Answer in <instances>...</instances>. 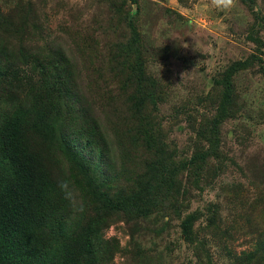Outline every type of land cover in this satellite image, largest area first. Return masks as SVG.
<instances>
[{
	"label": "rangeland",
	"instance_id": "obj_1",
	"mask_svg": "<svg viewBox=\"0 0 264 264\" xmlns=\"http://www.w3.org/2000/svg\"><path fill=\"white\" fill-rule=\"evenodd\" d=\"M0 6L19 19L14 30L24 36L20 44L33 45L42 64L52 60L54 49L63 50L75 91L96 119V138L104 137L118 164L123 145L145 153L140 131L146 128L166 143L179 164L189 159L205 145L203 122L220 91L215 80L233 63L249 62L231 71L238 111L220 130L222 161L200 166L203 173L196 175L178 173L188 190L181 218L172 216L159 238L148 232L131 238L132 227L124 222L107 228L104 237L116 238L123 252L113 264H198L178 227L184 216L197 213L195 230L209 241L213 263L229 264L221 256L225 247L237 255L252 250L264 231V47L257 52L249 39L254 22L249 7L240 0L229 11L217 9L212 0H0ZM259 7L264 11V3ZM124 10L134 31L121 19ZM259 31L264 45V27ZM134 39L137 49L129 50ZM253 56L262 67L252 64ZM139 57L148 81L141 93L151 98L132 114L130 99L138 90L126 85V69ZM31 64L28 86L36 89L39 75ZM129 165L139 166L135 159ZM207 210L219 211L216 230L206 227ZM151 222L142 227L154 228ZM137 249L140 257L131 258Z\"/></svg>",
	"mask_w": 264,
	"mask_h": 264
},
{
	"label": "trees",
	"instance_id": "obj_2",
	"mask_svg": "<svg viewBox=\"0 0 264 264\" xmlns=\"http://www.w3.org/2000/svg\"><path fill=\"white\" fill-rule=\"evenodd\" d=\"M240 1L252 12L249 39L261 52L264 45L259 30L264 27V11L258 4L264 0ZM12 16V11L5 12L0 6V264H113L114 257L123 252L116 238L105 239L107 228L124 222L132 227L131 238L147 232L159 238L172 216L181 218L186 202L188 190L178 173L196 175L203 173L200 166L222 161L220 130L238 111L232 72L247 68L249 62L233 63L215 80L220 91L212 98L210 117L203 122L205 145L189 159L179 164L166 143L146 128L140 131L144 136L140 148L145 153L140 155L122 144L118 164L110 158L104 137L96 138V119L85 107L82 94L75 91L63 50L54 49L52 60L42 64L33 45L20 44L24 36L14 30L19 19ZM121 19L134 31L133 19L128 20L125 10ZM134 42L129 50L137 49V39ZM253 60V65L263 66L257 56ZM138 61L126 69V85L138 90L130 99L135 109L130 108L132 114H139L151 98L141 93L148 81L140 57ZM33 62L39 75L36 89L28 86L31 76L26 67ZM143 125L145 121L140 127ZM133 159L139 165L137 170L129 165ZM61 181L69 183L71 199L65 198ZM207 213L206 227L216 230L221 223L219 211ZM150 220L154 228L142 227V223L150 226ZM198 220L197 213L184 216L178 226L180 233L198 264H216L208 254L209 241L196 233ZM140 249L131 258L140 257ZM224 249L221 256L229 264H264V231L258 233L249 252L237 255Z\"/></svg>",
	"mask_w": 264,
	"mask_h": 264
},
{
	"label": "clouds",
	"instance_id": "obj_3",
	"mask_svg": "<svg viewBox=\"0 0 264 264\" xmlns=\"http://www.w3.org/2000/svg\"><path fill=\"white\" fill-rule=\"evenodd\" d=\"M237 0H212V4L217 9L222 11H229L236 6ZM60 189L65 194L66 199L72 198L70 185L67 181H61L59 184Z\"/></svg>",
	"mask_w": 264,
	"mask_h": 264
}]
</instances>
